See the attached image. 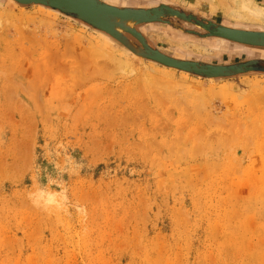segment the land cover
I'll list each match as a JSON object with an SVG mask.
<instances>
[{
	"label": "rangeland",
	"instance_id": "374dc122",
	"mask_svg": "<svg viewBox=\"0 0 264 264\" xmlns=\"http://www.w3.org/2000/svg\"><path fill=\"white\" fill-rule=\"evenodd\" d=\"M163 1L264 29V0H244L257 19L242 0ZM166 28L140 29L173 58H264ZM0 264H264V75L141 64L72 17L0 2Z\"/></svg>",
	"mask_w": 264,
	"mask_h": 264
},
{
	"label": "water",
	"instance_id": "95a60500",
	"mask_svg": "<svg viewBox=\"0 0 264 264\" xmlns=\"http://www.w3.org/2000/svg\"><path fill=\"white\" fill-rule=\"evenodd\" d=\"M4 1L7 6L40 5L81 21L92 30L103 33L119 43L124 51L141 64L148 60L208 80L253 73L264 75V58L248 59L229 65L173 58L151 47L136 26L164 23L198 37H217L240 47L260 49H264V29L254 30L252 26L248 29L226 27L206 21L190 11L164 4L152 8H129L110 5L102 0H0ZM169 18L186 21L204 33L187 30ZM126 34L133 37L138 44L130 40Z\"/></svg>",
	"mask_w": 264,
	"mask_h": 264
},
{
	"label": "flooded vegetation",
	"instance_id": "af4514ba",
	"mask_svg": "<svg viewBox=\"0 0 264 264\" xmlns=\"http://www.w3.org/2000/svg\"><path fill=\"white\" fill-rule=\"evenodd\" d=\"M109 4H112L114 6H117V7H129V8H152V7H155V6H158V5H170V3H167L166 1H163V0H103ZM123 1H126L124 4L122 3ZM201 18H203L204 20L206 21H212L214 23H217V24H221V25H224V26H229L231 27V25H226L224 22H221V21H213V20H210V19H206L202 16H200ZM169 20H174L176 21L177 23H179L180 25H182L183 27H185L187 30H190V31H195V32H199V33H204L203 30L195 27L194 25L186 22V21H183V20H180L178 18H169ZM156 24V23H155ZM147 24H141V25H138L136 26V29L144 36V34L142 33L141 31V27L142 26H145ZM165 26L168 28V29H171L170 28V25L168 24H165ZM172 27V26H171ZM166 29H164L166 32L170 33L171 36L175 39H178V40H193L194 38H200L201 42H203V40H208V39H211V38H202V37H198V36H195L191 33H185V32H180V30L178 31H175V30H172V31H168ZM234 28H238V29H247L246 27H234ZM257 30V29H255ZM128 38L134 40L132 37L128 36ZM193 38V39H192ZM146 40L148 41V39L146 38ZM136 42V41H135ZM149 45L153 48H155L150 41H148ZM212 43H213V40H210L209 42V45L212 46ZM207 44V43H205ZM213 47V46H212ZM191 61H194V60H191Z\"/></svg>",
	"mask_w": 264,
	"mask_h": 264
},
{
	"label": "bare ground",
	"instance_id": "6f19581e",
	"mask_svg": "<svg viewBox=\"0 0 264 264\" xmlns=\"http://www.w3.org/2000/svg\"><path fill=\"white\" fill-rule=\"evenodd\" d=\"M103 1V0H102ZM105 2V1H104ZM218 2V5L220 6V7H222V8H224L225 10H227L229 13H233L235 10H234V6H236V1L235 0H218L217 1ZM107 3V2H106ZM109 4V3H108ZM110 5H112V4H110ZM237 6H239V7H237V8H239L241 11H244V12H246L248 15H249V17H252L253 19H257L258 17H259V14H258V12L257 11H255V10H253V9H251L250 7H249V4L246 2V1H244V0H242V1H240L238 4H237ZM234 14V13H233ZM248 17V18H249ZM221 25V24H220ZM224 26V25H223ZM227 27V26H226ZM229 27V26H228ZM231 28H234V27H231ZM104 35V34H103ZM211 38H215V40H217V43L219 42L220 44H222L223 42H227L228 43V45L229 44H232V43H230V42H228V41H226V40H224V39H221V38H217V37H211ZM218 43V44H219ZM220 44H219V46H220ZM233 45H235V44H233ZM235 46H237V45H235ZM230 48V47H229ZM244 48H246V49H250V48H248V47H244ZM210 64V63H209Z\"/></svg>",
	"mask_w": 264,
	"mask_h": 264
},
{
	"label": "crops",
	"instance_id": "0c3cea01",
	"mask_svg": "<svg viewBox=\"0 0 264 264\" xmlns=\"http://www.w3.org/2000/svg\"><path fill=\"white\" fill-rule=\"evenodd\" d=\"M218 1V0H217Z\"/></svg>",
	"mask_w": 264,
	"mask_h": 264
}]
</instances>
